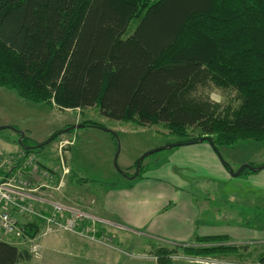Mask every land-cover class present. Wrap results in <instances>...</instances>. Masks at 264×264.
I'll list each match as a JSON object with an SVG mask.
<instances>
[{
  "label": "trees",
  "instance_id": "1",
  "mask_svg": "<svg viewBox=\"0 0 264 264\" xmlns=\"http://www.w3.org/2000/svg\"><path fill=\"white\" fill-rule=\"evenodd\" d=\"M0 86L58 109L97 106L111 119L161 122L178 137L199 128V137L175 143L208 136L211 143L203 142L219 154L221 146L264 138V0H0ZM208 86L234 90L237 107L220 109L198 95ZM147 169L140 166L136 177ZM38 230L35 221L25 224L27 237ZM178 248L205 255L234 247H157L158 264ZM30 257L0 240V264ZM255 264H264V254Z\"/></svg>",
  "mask_w": 264,
  "mask_h": 264
},
{
  "label": "rangeland",
  "instance_id": "2",
  "mask_svg": "<svg viewBox=\"0 0 264 264\" xmlns=\"http://www.w3.org/2000/svg\"><path fill=\"white\" fill-rule=\"evenodd\" d=\"M138 21L139 18L136 17L131 19L123 34L124 38L133 33ZM197 93L202 97H208L211 102L218 104L220 109L225 108L227 105L233 109L239 103V99L232 89L208 86L199 88ZM85 121H90L100 126H84L58 134L54 140L43 146L36 147L33 153H24L22 158H19L17 162L11 165L24 172L25 180L28 181L30 187L40 181L43 183L37 186L46 189L51 185V178L42 172L43 170L36 162L52 169L54 165L58 164V161L60 162L57 149L59 141L62 139H66L68 142L73 141L72 144H66L62 149L63 151H68L70 155L73 173L71 175L70 171H68L63 174V171L60 170V177L58 176V181L56 180L53 184V193L57 194L58 199L60 198V201H62L61 203L81 209L90 215L96 216L99 220H101L98 217L99 214L103 215L102 211H100V201L103 198L104 191L110 187L131 181L121 174L113 164L117 149H119L116 160L118 168L127 173L128 176H131L135 172V163L145 152L170 143L197 138L200 135L199 128H187L186 136L178 137L170 131L166 124L161 122L140 125L135 121L111 119L102 115L97 106L81 109H58L56 106H50L44 102L25 100L19 97L14 90L0 86V145L2 147L6 146L2 139H7L11 143V147H21L18 143L19 132L24 133V143L26 145H37L41 142L43 143L52 135L46 137L49 131H61L72 124ZM36 139L40 141H34ZM180 147L176 146L154 152L142 160L141 166L149 168V166L159 165V163L164 162L165 157L167 158L176 153ZM219 154L233 171H236L241 164L248 163L242 162L243 160H250L251 163L248 164L257 167L264 164V138L261 140H242L232 146H221L219 147ZM63 156V163L66 166L68 156L66 158L65 153H63ZM6 159L7 157L0 155V179L5 174L3 166L6 164ZM250 172L252 171L247 169L241 174L245 175ZM192 174L187 181H189L193 189L196 188L197 182H201L199 180L209 178L205 175ZM241 174H239L240 176H231V181L226 183L216 180L218 192L217 190L213 191L212 187L207 185L201 189L202 194L198 197L199 199H203L204 195H206L209 201L215 202L216 216L214 223L216 225H223L226 220H229L226 217L227 212L230 213V217L235 222H244L252 225L253 221L257 220L264 224V208L258 209L248 204L251 200L249 198L254 193L258 194L259 192L249 188L246 182L243 181L244 178H240L243 177ZM69 175H71L70 179ZM41 176H48L49 182L42 181ZM77 178H82L85 186L81 185V181L76 182ZM41 187L39 190L42 189ZM30 193L33 194L35 192ZM225 194L230 195L232 202L224 207L223 197ZM202 217H205V214ZM199 221H202V219ZM110 224L97 221L95 226L96 228L98 225L99 227L102 226L104 228L103 231L111 237L114 245L118 246L120 254L125 258L121 262L126 264H147L148 261H152V258L156 257L154 255L155 249L151 251L152 247L149 248L145 245L148 242L151 244L157 242L155 239L131 232L128 229H114L115 227ZM67 233L69 232H50L36 240L41 245L43 252L45 251L44 253H46L44 259L41 258L42 253L41 255L40 253L34 255L30 252L31 244L25 240H18L3 233H0V240H9L18 248L25 249L30 253V259L20 262V264H97L93 259H85L83 261L66 259V246L64 245H66ZM235 244L228 239L211 243L193 241L184 245L195 247L227 245L234 248L205 255L185 253L178 248L175 253L167 258L165 264H172L170 261L204 264H254L257 260L256 256L260 253L264 254V244H260V242L244 241L237 243L239 246ZM174 246L177 245H172L171 248Z\"/></svg>",
  "mask_w": 264,
  "mask_h": 264
},
{
  "label": "crops",
  "instance_id": "3",
  "mask_svg": "<svg viewBox=\"0 0 264 264\" xmlns=\"http://www.w3.org/2000/svg\"><path fill=\"white\" fill-rule=\"evenodd\" d=\"M53 132L49 131L46 137ZM2 140H4L6 146L2 147L0 145V154L23 155L22 147H11L12 145L7 139ZM34 141L39 142L40 140L36 139ZM67 156L66 165L72 175L71 158L68 151H65V157L67 158ZM242 162L251 163L250 160H243ZM39 167L43 170L42 172H46L50 176L51 185L46 189L41 187L42 189L33 193L30 201L35 207L48 211L51 209L53 202H62L60 198L58 199L57 194L53 193V184L56 180L58 181L57 178L60 177L62 168L59 161L52 169L40 164ZM192 173L205 175L209 178L199 180L201 182H197L196 188L193 189L187 181L193 175ZM71 175H69V179ZM241 176L243 177L240 178H244L243 181L246 182L249 188L259 192L258 194L254 193L249 198L251 200H248V204L263 209L264 168L245 175L241 174ZM41 177L42 181L49 182L48 176ZM231 178L229 170L223 166L208 142L181 145L176 153L167 158L165 157L164 162L159 163V165L149 166L140 176L129 179L131 181L126 184L105 190L100 201V211L103 215L99 214L98 217L105 224L111 223L110 225L114 226L115 228L112 227L114 229H128L131 232L155 239L157 242L145 244L149 248L152 247L151 251L157 247L171 248L172 245L191 243L194 241L195 236L223 235L228 240H232L234 244L236 243L237 246H239L237 243L244 241H256L264 244V224L261 221L254 220L252 225L235 222L230 217V213L227 212L226 217L229 220H226L223 225H216L214 223L216 216L215 202L209 201L206 195L203 199L198 198L202 194L201 189L206 185L212 187L213 191L217 190L218 192L216 180L226 183L230 182ZM77 181H81V185L85 186L82 178H77ZM41 183L43 182L38 181L36 185H33L37 186ZM230 198L229 194L224 195V207L232 202ZM204 214L205 217H202ZM17 217L22 222L27 220L25 216ZM200 219L202 221L198 222ZM98 228L104 230L102 226L99 227L98 225ZM114 229L112 230L115 232ZM7 242L14 244L9 240ZM38 245V253L40 255L42 253L41 258L44 259L46 253L43 252L41 245ZM231 245L233 244L231 243ZM64 246H66V259L70 258L71 261L93 259L97 264H126L121 262L125 258L120 254L118 246L110 248L98 245L96 242L94 243L73 233L66 234V245ZM259 255L261 253L256 256L257 260ZM170 262L172 264H204L187 261ZM147 264H158L157 258H152V261H148Z\"/></svg>",
  "mask_w": 264,
  "mask_h": 264
},
{
  "label": "built area",
  "instance_id": "4",
  "mask_svg": "<svg viewBox=\"0 0 264 264\" xmlns=\"http://www.w3.org/2000/svg\"><path fill=\"white\" fill-rule=\"evenodd\" d=\"M72 142L62 139L58 143L57 149L63 174L67 173L69 168L63 163V153L66 150L63 151L62 149L66 144H72ZM22 154L24 155V153ZM23 155H3L7 159L5 166H3L5 174L0 179V233L29 242L31 244L30 252L34 255H37L39 251V245L36 240L40 236L55 231L73 233L100 245L115 248L111 237L102 229L96 228L97 221L101 220L93 215L59 201L53 202L51 209L48 211L37 208L31 203L32 193L30 192L38 191L41 186L30 187L28 181L25 180L24 172L12 166ZM36 164L39 166L37 162ZM44 173L47 174L46 172ZM17 216H25L27 220L22 222ZM28 221H35L39 227L35 237H27L25 235V224Z\"/></svg>",
  "mask_w": 264,
  "mask_h": 264
},
{
  "label": "water",
  "instance_id": "5",
  "mask_svg": "<svg viewBox=\"0 0 264 264\" xmlns=\"http://www.w3.org/2000/svg\"><path fill=\"white\" fill-rule=\"evenodd\" d=\"M85 125H86V124H83V123L72 124V125H70V126L64 128V129H62L61 131H58V134H61V133L67 132V131H69V130H71V129H74V128H81V127H84ZM18 132H19V131H18ZM19 134H20V137H19V139H18V143L20 144L21 147H23V148H25V149H30V150H32V149H34V148L40 146V144H37V145H24V144L22 143V138L24 137V133H23V132H19ZM113 134H114V133H113ZM51 140H52V138H48L46 141L43 142V144H47V143L50 142ZM203 140H206V141H208L209 143H211V140H210V138H209L208 136H203V137L200 138L198 141H199V142H203ZM186 144H189V143H187V142L170 143V144H167V145H165V146L158 147V148H155V149H153V150H150V151L145 152L143 155H141V156L139 157V159H138V161H137V164H136V170H135V173H134L133 175H131V176L126 175V174H125L123 171H121V170L118 168V166H117V162H116V160H117V156H118V153H119V149H117V151H116V153H115V155H114V158H113V164H114V166L116 167V169H117L121 174H123L124 176H126V177L129 178V179H133V178H135V177L137 176V174H138V172H139V169H140V166H141V161H142L145 157H147L148 155H150V154H152V153H154V152H158V151L164 150V149H169V148H173V147L181 146V145H186ZM216 155H217V157L220 159V161L222 162V164H227V165H228V167H229V169H228V170H229V174H230L231 176H233V177L238 176L243 168H248V169H250L251 171H256V170H260V169L264 168V164L259 165V166H257V167H253V166H251V165L248 164V163H244V164H241V165L238 167V169H237L236 171H233V169L229 166V164H228L227 162H225V161L221 158L220 154L217 153Z\"/></svg>",
  "mask_w": 264,
  "mask_h": 264
},
{
  "label": "flooded vegetation",
  "instance_id": "6",
  "mask_svg": "<svg viewBox=\"0 0 264 264\" xmlns=\"http://www.w3.org/2000/svg\"><path fill=\"white\" fill-rule=\"evenodd\" d=\"M135 170H136V168H135Z\"/></svg>",
  "mask_w": 264,
  "mask_h": 264
}]
</instances>
